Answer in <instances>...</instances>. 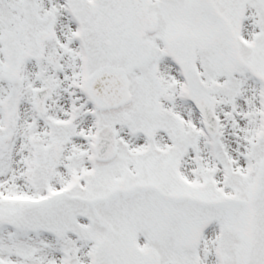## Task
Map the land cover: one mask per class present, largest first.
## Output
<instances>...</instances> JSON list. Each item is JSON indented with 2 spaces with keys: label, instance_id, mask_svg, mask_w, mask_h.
<instances>
[{
  "label": "snow or ice",
  "instance_id": "1",
  "mask_svg": "<svg viewBox=\"0 0 264 264\" xmlns=\"http://www.w3.org/2000/svg\"><path fill=\"white\" fill-rule=\"evenodd\" d=\"M0 264H264V0H0Z\"/></svg>",
  "mask_w": 264,
  "mask_h": 264
}]
</instances>
